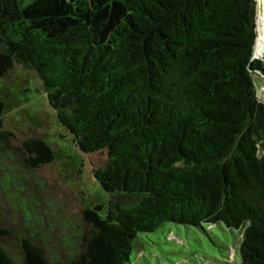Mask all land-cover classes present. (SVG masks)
<instances>
[{"label": "trees", "instance_id": "1", "mask_svg": "<svg viewBox=\"0 0 264 264\" xmlns=\"http://www.w3.org/2000/svg\"><path fill=\"white\" fill-rule=\"evenodd\" d=\"M263 1L258 33L256 0H0V78L36 74L80 150L107 151L93 173L109 194L68 260L22 236V263L0 244V264H132L139 234L169 222L238 230L234 264H264ZM6 110L0 155L53 161L43 140L13 144Z\"/></svg>", "mask_w": 264, "mask_h": 264}, {"label": "rangeland", "instance_id": "2", "mask_svg": "<svg viewBox=\"0 0 264 264\" xmlns=\"http://www.w3.org/2000/svg\"><path fill=\"white\" fill-rule=\"evenodd\" d=\"M256 52L264 59L263 35L257 39ZM255 82L264 101L262 74L255 75ZM0 99L7 104L4 127L16 133L13 144L35 137L54 153L53 161L35 169L0 155V222L10 231L0 237V244L18 263L23 258L22 236L43 247L51 258L68 260L88 230L82 211L109 201L93 173L106 164L107 151L80 150L33 71L15 64L0 78ZM203 227L207 230L169 222L155 232L140 233L132 264H230L229 260L234 264L240 231L224 225Z\"/></svg>", "mask_w": 264, "mask_h": 264}, {"label": "water", "instance_id": "3", "mask_svg": "<svg viewBox=\"0 0 264 264\" xmlns=\"http://www.w3.org/2000/svg\"><path fill=\"white\" fill-rule=\"evenodd\" d=\"M257 1V0H256ZM258 11H259V6H258V1H257V16H258ZM257 32H258V17H257ZM258 37V35H257ZM256 43H257V39H256ZM256 43H255V46H256ZM255 46H254V58H259L258 56H256L255 54Z\"/></svg>", "mask_w": 264, "mask_h": 264}, {"label": "bare ground", "instance_id": "4", "mask_svg": "<svg viewBox=\"0 0 264 264\" xmlns=\"http://www.w3.org/2000/svg\"><path fill=\"white\" fill-rule=\"evenodd\" d=\"M258 1V0H257ZM258 6H259V2H258ZM259 12V11H258ZM258 29H259V15H258ZM258 33H259V30H258ZM258 39V37H257ZM256 46H257V43H256ZM256 46H255V54L256 56H258L257 52H256Z\"/></svg>", "mask_w": 264, "mask_h": 264}]
</instances>
